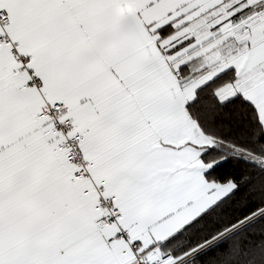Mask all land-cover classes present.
Instances as JSON below:
<instances>
[{"label":"snow or ice","instance_id":"1","mask_svg":"<svg viewBox=\"0 0 264 264\" xmlns=\"http://www.w3.org/2000/svg\"><path fill=\"white\" fill-rule=\"evenodd\" d=\"M0 264H264V0H0Z\"/></svg>","mask_w":264,"mask_h":264}]
</instances>
